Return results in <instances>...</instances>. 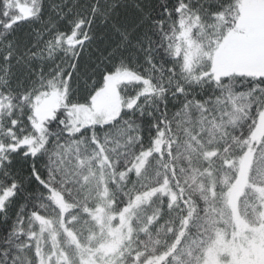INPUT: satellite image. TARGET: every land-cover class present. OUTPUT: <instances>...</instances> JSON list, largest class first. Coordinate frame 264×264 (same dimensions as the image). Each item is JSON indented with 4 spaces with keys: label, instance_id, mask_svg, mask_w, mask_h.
<instances>
[{
    "label": "snow or ice",
    "instance_id": "snow-or-ice-1",
    "mask_svg": "<svg viewBox=\"0 0 264 264\" xmlns=\"http://www.w3.org/2000/svg\"><path fill=\"white\" fill-rule=\"evenodd\" d=\"M115 7L94 0L87 19L51 22L44 48L33 52V41L14 59L8 37L42 22L44 0H0V42L9 49L0 54V264H197L181 260L179 246L218 231L226 213L239 212L240 197L245 216L251 208L264 223V31L249 36L240 0H159L148 11L137 5L142 16L130 30L112 23L119 48L131 43L142 58L131 53L90 67L81 54L92 24L97 16L107 23ZM234 40L254 43L257 57L222 65L220 53ZM61 54L72 58L66 68L33 66ZM168 95L177 105L172 120L149 112L145 141L143 119L134 117L143 118L151 98ZM105 96L110 106L101 103ZM173 122L190 129L184 140L163 138L162 125ZM16 154L31 160L26 175L12 170ZM180 159L190 165V182L177 177L173 187L167 173L159 179L170 163L176 176ZM160 193L159 212L175 213L160 228L169 240L161 245L149 234L137 244L132 221Z\"/></svg>",
    "mask_w": 264,
    "mask_h": 264
},
{
    "label": "trees",
    "instance_id": "trees-1",
    "mask_svg": "<svg viewBox=\"0 0 264 264\" xmlns=\"http://www.w3.org/2000/svg\"><path fill=\"white\" fill-rule=\"evenodd\" d=\"M255 0H240V17L243 11L251 5ZM159 2V0H101V5L107 9L111 4L115 3L116 7L112 9L111 16L107 23H101V17L97 16L92 24V29L90 34L92 35V40L89 41L84 46V51L81 54V61L87 62L88 65L91 67L95 64H99L100 67H104L107 63V59L115 60L117 56L123 55L131 59V53H136V55L141 56L142 58V51L139 49H135L131 46V43L125 46L124 49L119 48L121 37L115 30L112 28L113 21H117L123 27L125 24L127 28L130 30L132 27L135 26L137 21L141 18L142 13L137 5H140L145 11L149 10V7L155 9V5ZM94 0H44V11L41 14V21L42 22H32L31 24H25L17 27L14 31L12 36H9V40H13V48L16 50L15 54L20 53L22 49L26 50L31 47L33 41L36 42V47L32 48L33 52H37L40 49L44 48L45 41L49 38L51 33H45V29L49 26V24L53 21L58 22L61 26H66L68 20L74 19V17L79 14L84 16L85 19L88 18V10L91 8ZM71 9V11H69ZM59 13H63L65 19L61 21L59 19ZM155 14V12H154ZM49 17H51V21H49ZM239 17V18H240ZM144 26H141L137 29L135 33H133V39H135L141 32H143ZM40 33H44L43 39H38ZM158 39V37H157ZM155 47V46H154ZM115 49V54L109 57V53ZM0 54L3 51H8L9 49L7 46L0 42ZM159 57L162 58L163 52L159 51ZM153 55H157V52H154ZM27 59V57H25ZM72 58L63 56V54L57 56L56 60L49 61L45 59L44 61L34 60L32 61L33 66H38L40 63L44 64V71L48 73L50 68L59 61L61 68H66L70 63ZM164 100H167V117L163 116L165 112V104ZM141 103H145V101H141ZM158 106V108H157ZM177 107L176 104L173 103V97L171 95L168 96H161L159 98H151V103L144 108V116L141 118L138 114L135 115V121H140L143 119L144 123V138L145 141L148 140L150 128V118L148 113L151 112L153 114L152 118L160 121L161 119L172 120V112ZM35 115V112L33 113ZM25 127H27V121H24ZM162 131L165 132V136L163 137L165 140H175L179 137L181 140H184L189 134L190 129H184L178 127V125L173 122L170 126L165 123L162 125ZM173 148L177 147L175 144L172 145ZM164 152L169 150V146L165 144L163 146ZM126 151L125 149L121 148V153ZM31 160L25 158L20 154H16L14 156V162L12 165V170L15 173L19 171L21 176L26 175L29 171V164ZM40 162H37V167H39ZM184 165V170H180V165ZM196 161L192 162L191 166H195ZM190 165L183 159L176 161V169L177 173L176 176L172 174V166L171 163L167 169H161V175L159 179L163 180V176L167 173V176L170 180V183L173 187L176 186V179L177 177L184 181L187 177L189 182L191 181V174L188 173ZM107 171V169H105ZM157 177L155 175L152 176V179L148 180L149 184L155 182ZM198 181L201 180V177H197ZM203 182L205 183L206 187H210V183L208 179H204ZM184 186V185H182ZM186 187V186H185ZM220 186L218 184L217 191L219 192ZM163 193H160L157 199L153 202V204L146 208L141 209L137 212L136 218L133 219L132 223L134 226L133 230V240L139 244L142 240H148L149 234H151L153 240L158 238L160 240L161 245H163L166 241L169 240L170 234L166 235L165 232L160 231L161 225L167 229L170 225V219L175 218V213L170 217L167 210L163 213L159 212V209L162 204ZM251 200L252 197H249ZM240 210L239 215L241 218L249 225H258L259 217L254 214L251 208L248 209L247 216L244 214V205H243V197H240ZM19 203V201L17 202ZM217 207H221L222 205L218 202ZM226 222H222L218 226V231H208L206 234L203 235L202 238L196 239L195 243H191L188 241L187 237H185V243L180 245V249L183 250L184 255L180 256L181 260H194L197 264H200L203 258L204 252L215 242L217 238H225L227 239L230 234L234 230V222L232 213H226L225 217ZM3 223V221H0ZM147 230V231H145ZM193 235L196 233V229L191 230ZM159 232V236L157 237V233ZM2 238V236H0ZM191 253V256H189Z\"/></svg>",
    "mask_w": 264,
    "mask_h": 264
},
{
    "label": "rangeland",
    "instance_id": "rangeland-1",
    "mask_svg": "<svg viewBox=\"0 0 264 264\" xmlns=\"http://www.w3.org/2000/svg\"><path fill=\"white\" fill-rule=\"evenodd\" d=\"M239 20L246 25L249 36L254 37L264 31V0H255L243 11ZM257 55L254 43L243 47L239 41L234 40L228 49L220 53L219 59L224 65L251 61ZM112 102L110 96H105L101 100L105 106H110ZM49 104L45 105L43 111L47 110ZM123 106L126 107V104ZM231 213L234 222L233 232L227 239L217 238L204 252L200 264H264V223L249 225L236 210ZM43 246L47 250V245Z\"/></svg>",
    "mask_w": 264,
    "mask_h": 264
}]
</instances>
